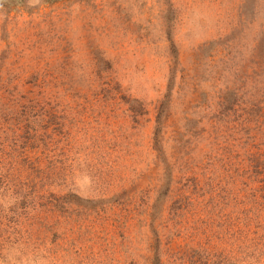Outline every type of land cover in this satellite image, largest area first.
<instances>
[{
  "label": "rangeland",
  "instance_id": "374dc122",
  "mask_svg": "<svg viewBox=\"0 0 264 264\" xmlns=\"http://www.w3.org/2000/svg\"><path fill=\"white\" fill-rule=\"evenodd\" d=\"M260 60L264 0H0V264H264Z\"/></svg>",
  "mask_w": 264,
  "mask_h": 264
},
{
  "label": "trees",
  "instance_id": "16d2710c",
  "mask_svg": "<svg viewBox=\"0 0 264 264\" xmlns=\"http://www.w3.org/2000/svg\"><path fill=\"white\" fill-rule=\"evenodd\" d=\"M259 66H262L263 68H264V61H259ZM252 67V66H251ZM256 68H258V67H256ZM258 69H260V70H263L262 68H258ZM256 75H257V77H261V76H258V74H261L260 73V71L259 70H256V73H255ZM259 119L258 118H256V117H254L253 119H252V124H259ZM229 125V124H228ZM260 125V124H259ZM250 128V127H249ZM260 128V127H259ZM264 129V128H263ZM260 130H262V127L260 128ZM259 130V131H260ZM259 131H257L258 133L257 134H260L259 133ZM263 131V130H262ZM263 133H264V131H263ZM255 157H257V159H260L261 157H264V146H262V151L258 154V155H256ZM226 169V168H225ZM246 172H248V170L246 171ZM242 174V173H241ZM180 203V202H179ZM237 240H238V242H242L243 244H245V242H246V237H244V236H242V232L238 235V237H237Z\"/></svg>",
  "mask_w": 264,
  "mask_h": 264
}]
</instances>
